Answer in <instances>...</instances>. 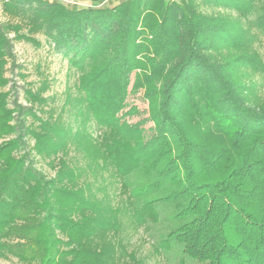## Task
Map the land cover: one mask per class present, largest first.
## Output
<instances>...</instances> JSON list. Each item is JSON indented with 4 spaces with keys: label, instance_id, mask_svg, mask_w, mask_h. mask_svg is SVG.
I'll use <instances>...</instances> for the list:
<instances>
[{
    "label": "trees",
    "instance_id": "obj_1",
    "mask_svg": "<svg viewBox=\"0 0 264 264\" xmlns=\"http://www.w3.org/2000/svg\"><path fill=\"white\" fill-rule=\"evenodd\" d=\"M1 1L0 258L145 264L126 248L128 210L103 185L110 171L132 203V231L163 220L157 253L264 264V0ZM10 33L42 34L77 70L75 129L36 116L45 83L24 90L29 107L19 103L6 75L16 68ZM138 93L147 116L131 123L139 110L127 100Z\"/></svg>",
    "mask_w": 264,
    "mask_h": 264
},
{
    "label": "rangeland",
    "instance_id": "obj_2",
    "mask_svg": "<svg viewBox=\"0 0 264 264\" xmlns=\"http://www.w3.org/2000/svg\"><path fill=\"white\" fill-rule=\"evenodd\" d=\"M52 1V0H48ZM63 5H75L78 8H85L94 5V2L100 6H105L107 3L116 4L120 0H56ZM174 1V0H166ZM4 2L0 0V23H5L10 20L3 12ZM209 11V9H206ZM12 22L16 23V19ZM25 29L22 28L19 34H25ZM16 35V36H15ZM9 38L12 40L13 54L16 68L13 72H7L10 78L15 81L16 93L18 101L21 105L29 107L24 90L30 89L35 92L40 86L45 83L47 88L42 92L44 99L43 104H32L33 111L37 117L42 119L57 120L64 126H71L73 129L77 127L75 114L77 112L76 100L79 97L77 90L78 72L71 67L66 57L56 53L50 45L49 40L42 34L36 33L31 35L30 39L18 38L17 34L10 33ZM264 59V44L260 49ZM129 105L137 107L139 112L128 118L129 122L134 123L147 116V101L142 97V93L128 97ZM29 121H32L29 118ZM37 124V122H35ZM151 126V122H147L144 128ZM88 130L92 135H99L101 129L97 127L94 121L88 124ZM29 145L33 143L28 140ZM68 159L72 165L80 168L84 176L82 179L91 180L93 175L87 169V161L74 148H69ZM61 155V153H60ZM59 155V156H60ZM36 167L42 170L46 175L53 176L55 171L51 170L44 161L36 157ZM103 185L106 191L111 195V203L127 209L121 219L123 223L124 240L126 239V248L128 251L135 252L139 259H142L145 264H178L179 257L171 253L162 254L155 251L158 235L165 230L164 222L159 224L149 223L146 226L140 227L137 231H132L129 227V218L126 213L130 212L129 206L132 204L127 201L128 194L125 189H121L119 180L110 174V171H104ZM100 181V178H99ZM163 216V215H161ZM190 262L187 261V264ZM0 264H20L13 257L6 259L0 258Z\"/></svg>",
    "mask_w": 264,
    "mask_h": 264
}]
</instances>
